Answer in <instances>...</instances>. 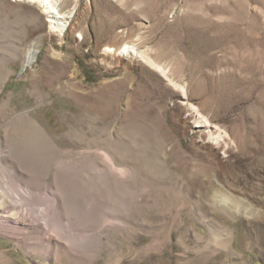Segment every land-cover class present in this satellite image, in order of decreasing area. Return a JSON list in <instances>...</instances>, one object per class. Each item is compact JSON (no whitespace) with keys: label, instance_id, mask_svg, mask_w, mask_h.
Instances as JSON below:
<instances>
[{"label":"rangeland","instance_id":"rangeland-1","mask_svg":"<svg viewBox=\"0 0 264 264\" xmlns=\"http://www.w3.org/2000/svg\"><path fill=\"white\" fill-rule=\"evenodd\" d=\"M59 2L0 0V185L63 215L0 264H264V0Z\"/></svg>","mask_w":264,"mask_h":264},{"label":"bare ground","instance_id":"bare-ground-1","mask_svg":"<svg viewBox=\"0 0 264 264\" xmlns=\"http://www.w3.org/2000/svg\"><path fill=\"white\" fill-rule=\"evenodd\" d=\"M30 4H34L37 6H40L44 9L43 12H45L50 18L49 22L50 25L53 27H56L59 29V31L62 32L65 29V25L68 24L67 20H65V13L60 8L61 3L59 0H24ZM127 51L129 54L132 55H137L139 54L137 49L134 48V46H111L108 45L104 48V54L110 53L115 57L118 61L122 60L123 57V52ZM139 56V55H138ZM34 58V55H31V58H29V61ZM149 58V57H148ZM160 68V65H158ZM161 69V68H160ZM163 70V69H162ZM183 96H185L183 94ZM184 103H187L190 115L193 116L194 126L196 127H203L206 126L208 127L211 125L208 123V119L205 118V115L202 114V112L197 109V107L190 105V103L187 100V97L185 96V101ZM223 134H219L216 136L217 143H221L222 141H225ZM112 160V159H111ZM112 163V162H111ZM3 167V166H2ZM5 170L6 168L3 167ZM0 170H3L0 168ZM3 170V172H5ZM103 174V173H102ZM4 185H0V223H3L6 225V227H9L11 230L20 228V229H26L29 230L30 228L40 232V239H43L46 234L53 235L50 233V221L52 219L58 220L62 219L63 215L58 213L56 210L60 209H54L50 205H45L39 209V215L35 216L34 212L37 210L33 211L28 207L24 202L27 200V203H34V194L30 193L28 190H24L23 187H16L15 192L17 193V197L12 195L9 191L4 192ZM11 197V198H10ZM25 200V201H24ZM46 201V199H45ZM23 202V203H22ZM58 203V200H56ZM42 203V202H41ZM33 206V205H32ZM63 209V208H62ZM48 211L52 212L51 216H48ZM64 224H67L69 222L68 219H66L67 222L62 220ZM61 222V223H63ZM70 225V223H69ZM62 240V239H61ZM60 240V241H61ZM63 241H65L66 244H68V241L63 238Z\"/></svg>","mask_w":264,"mask_h":264}]
</instances>
